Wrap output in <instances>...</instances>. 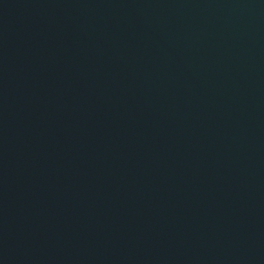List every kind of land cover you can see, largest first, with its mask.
Instances as JSON below:
<instances>
[{"label": "water", "instance_id": "water-1", "mask_svg": "<svg viewBox=\"0 0 264 264\" xmlns=\"http://www.w3.org/2000/svg\"><path fill=\"white\" fill-rule=\"evenodd\" d=\"M0 264H264V0H0Z\"/></svg>", "mask_w": 264, "mask_h": 264}]
</instances>
